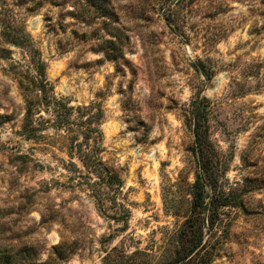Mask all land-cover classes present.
<instances>
[{
    "label": "rangeland",
    "instance_id": "374dc122",
    "mask_svg": "<svg viewBox=\"0 0 264 264\" xmlns=\"http://www.w3.org/2000/svg\"><path fill=\"white\" fill-rule=\"evenodd\" d=\"M110 3L125 28L120 63L89 48L60 6L0 0V20L4 12L19 19L39 45L55 95L71 105L101 103L102 157L117 168L118 199L129 209L127 223L103 216L76 182L67 163L78 160L60 140L15 133L22 98L0 59V113L7 115L0 125V264H104L112 248L121 264H157L193 197L198 158L186 119L197 94L210 102L215 190L238 202L210 238L203 264H264V0ZM173 10L174 30L165 23ZM9 49L25 63L20 49ZM197 59L212 70L210 79L193 68ZM210 192L206 184L205 201Z\"/></svg>",
    "mask_w": 264,
    "mask_h": 264
},
{
    "label": "trees",
    "instance_id": "16d2710c",
    "mask_svg": "<svg viewBox=\"0 0 264 264\" xmlns=\"http://www.w3.org/2000/svg\"><path fill=\"white\" fill-rule=\"evenodd\" d=\"M71 15L70 24L80 29L83 42L89 48L100 51L104 58L120 63L124 59V25L110 0H48ZM70 6V8H67ZM1 14V12H0ZM165 23L169 29L178 27V12H168ZM5 12L0 20V59L8 61L3 68L5 75L15 84L22 98L19 129L15 132L26 140L43 142L57 138L64 144L67 156L77 158L78 164L69 160L67 166L76 174L78 185L88 192L96 210L107 218L127 223L129 209L118 199L122 195L123 182L117 168L103 160V133L100 124L104 117L99 101L71 105L64 97H57L52 83L46 77V62L37 42L25 30L22 21L8 18ZM74 28L73 32L76 30ZM10 46L21 50L25 60L22 63L11 55ZM196 71L206 79L213 75L205 63L197 59L192 63ZM210 102L197 94L190 101L189 121L193 133L192 151L198 158V169L192 183V200L185 219L172 233V248L158 257L157 264H203L210 260L205 256L210 238L224 219L229 207L238 206L232 202L230 192L215 190L218 181L217 155L208 135ZM6 114L0 113V125ZM51 126V135L46 128ZM211 192L205 201V186ZM45 218L41 215V222ZM59 243L52 248H62ZM117 249H110L103 258L104 264H121L117 257H111ZM71 252V250H70Z\"/></svg>",
    "mask_w": 264,
    "mask_h": 264
}]
</instances>
